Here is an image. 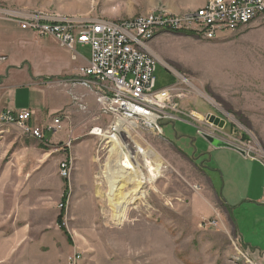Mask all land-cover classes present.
<instances>
[{"label": "rangeland", "instance_id": "374dc122", "mask_svg": "<svg viewBox=\"0 0 264 264\" xmlns=\"http://www.w3.org/2000/svg\"><path fill=\"white\" fill-rule=\"evenodd\" d=\"M202 1L0 0V15L26 17L36 11H54L82 20L115 21L159 7L183 14L204 5ZM148 45L158 59L155 89L177 84L179 76L188 80L181 84L185 94L179 107L199 114L201 123L199 119L160 122L162 134L139 123L127 132L129 139L119 137L125 145L142 147L165 168L156 180L143 184L121 224L111 219L102 176L111 147L105 138L92 135L95 128L107 129V117L97 109L85 116L87 109L79 103V116L53 113L52 117L61 115L62 125L54 135L45 132L54 139L46 152L17 127L0 123V264H66L73 254L79 255L77 264H243L233 260L231 241L236 236L228 213L211 209V214L196 219V205L190 201L204 179L201 165L207 166L208 176L216 178L215 190L221 199L229 189L239 201L245 190L243 180L236 179L239 176L231 177L232 185L224 181L227 174L223 171L235 169L236 158L221 155L215 161L206 152L208 143L198 135L203 118H221L222 112L223 133L249 146V157L262 161L264 17L218 40L165 33ZM76 51L88 58L87 47ZM45 88L50 104L65 102L55 87ZM223 150L243 159L236 151ZM138 163L147 177L139 156ZM132 188L129 184L125 191ZM65 189L63 225L69 241L56 223ZM204 208L200 202V209ZM202 220H216L217 225L203 229L199 227ZM262 244L257 247L264 251Z\"/></svg>", "mask_w": 264, "mask_h": 264}, {"label": "built area", "instance_id": "2783aa9c", "mask_svg": "<svg viewBox=\"0 0 264 264\" xmlns=\"http://www.w3.org/2000/svg\"><path fill=\"white\" fill-rule=\"evenodd\" d=\"M263 17L264 0H207L198 9L183 14L159 7L131 19L105 21L63 17L53 11H36L16 21L21 29L30 30L40 37L51 36L70 51L74 52L77 45L89 48L88 64L79 69L77 77L70 83L94 92L97 111L109 119L105 130L107 136L126 138L127 132L133 131L139 123L162 134L160 122L199 119L196 113L179 107V101L185 94L181 84L189 83L188 80L180 79L173 86L155 89L154 72L158 59L149 51L148 45L153 38L165 33H182L204 40H218ZM33 116L31 109L19 112L5 110L0 114V123L15 126L27 137L49 147L50 140L45 132L54 135L61 129V115L51 116L42 127L31 126ZM203 119L205 123L199 124L198 132L227 139L242 149L245 157L264 165V153L259 151L262 161L249 157V146L230 140L222 128ZM122 121L134 122L137 126L125 130L119 125ZM105 140L107 142L110 138ZM126 144L125 152L132 162L136 148ZM262 190L264 203V180ZM216 225V220H203L199 227L207 229ZM231 244L235 252L234 261L263 264V259L243 247L237 237ZM78 258V254L68 256L66 264H77Z\"/></svg>", "mask_w": 264, "mask_h": 264}, {"label": "crops", "instance_id": "0c3cea01", "mask_svg": "<svg viewBox=\"0 0 264 264\" xmlns=\"http://www.w3.org/2000/svg\"><path fill=\"white\" fill-rule=\"evenodd\" d=\"M205 2L206 0H203L201 5ZM57 14L64 17L60 13ZM23 17V14L0 15V114L5 110L19 112L31 109L34 112L30 121L31 126L42 127L43 123L47 122L46 118L50 119L53 113L62 111L65 112L64 115L79 116L81 112L76 108L78 103V106L87 109L88 113L85 116L96 112L94 92L79 84L69 83L77 77L79 69L88 64L89 54L86 58L76 51L81 45H77L73 52L61 46L51 36L40 37L30 30L21 29L16 20ZM45 86L55 87L57 94L63 93L65 102L50 104L48 102L49 93ZM221 114L220 117L224 118V114L222 112ZM52 137L53 135L46 136L50 140V145L54 144ZM31 140L34 139L31 138ZM39 144L45 152L49 149ZM206 152L215 157V161H219L221 155L230 159L236 158V164H238L235 169H227L226 173L223 171V174H227V180L225 175L224 181L226 185L227 183L232 185L231 177L239 176L236 179L243 180L245 190L239 201L232 196L229 189L226 195L222 194L223 199H221L215 190L216 178L208 176L205 172L207 166L201 165L200 171L204 179L190 201L191 206L196 205V219H202L211 214L213 210H225L226 212L227 209L230 210L233 214L231 224L235 230L234 235L243 247L249 248L255 256L262 258L264 264V251H261V247H257L264 243L262 190L264 165L245 156L240 159L236 156L237 154H231L223 149L208 147ZM200 202L205 203L206 211H204L205 208L200 209ZM213 203L217 206L213 207Z\"/></svg>", "mask_w": 264, "mask_h": 264}, {"label": "bare ground", "instance_id": "6f19581e", "mask_svg": "<svg viewBox=\"0 0 264 264\" xmlns=\"http://www.w3.org/2000/svg\"><path fill=\"white\" fill-rule=\"evenodd\" d=\"M179 77L184 79L181 76ZM196 115L199 119L202 118L199 114ZM119 125L125 130L130 127L135 128L137 126L134 122L126 121L120 122ZM106 133V131H102L98 128H95L92 131V135L100 136L102 138H110V140L106 142H110L109 144L111 148L108 151L109 155L102 171V176L105 179L108 188V191L105 194L107 206L111 210V219L115 221L116 224H121L127 213V206L137 199L136 194L138 192H142L140 190L143 187V184H145L146 181L150 183L156 180L165 168L162 164H160L161 162H153L150 158V154L137 145H134L136 148V152L133 156L134 160L130 162L129 157L125 152L127 145L123 144L117 136H107ZM127 139H129L128 135ZM138 156L142 159V166L147 173V177L144 176V173L140 169ZM129 184L133 185L130 192L129 190L125 191V188ZM97 196L101 199L103 198L100 191H97Z\"/></svg>", "mask_w": 264, "mask_h": 264}, {"label": "water", "instance_id": "95a60500", "mask_svg": "<svg viewBox=\"0 0 264 264\" xmlns=\"http://www.w3.org/2000/svg\"><path fill=\"white\" fill-rule=\"evenodd\" d=\"M207 120L209 123H212L214 126H217L220 129L224 128L225 126V120L217 116L209 115L207 116ZM198 135L201 136L208 143V147H211L214 149L225 148V149L236 151L240 153L242 156H245V152L242 149L235 146L234 144L229 142L227 139H219L205 132H198Z\"/></svg>", "mask_w": 264, "mask_h": 264}, {"label": "trees", "instance_id": "16d2710c", "mask_svg": "<svg viewBox=\"0 0 264 264\" xmlns=\"http://www.w3.org/2000/svg\"><path fill=\"white\" fill-rule=\"evenodd\" d=\"M67 193H68V190L65 189L64 194L62 196V200H61V208H60L59 214H58V216L56 218V223H57L59 229L65 234V236L67 237V239L69 241L70 237L67 234V232L65 230V227L63 225L64 208H65V204H66V200H67ZM227 213H228L230 219L232 220V216L230 214V210L227 209Z\"/></svg>", "mask_w": 264, "mask_h": 264}]
</instances>
